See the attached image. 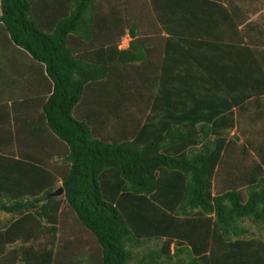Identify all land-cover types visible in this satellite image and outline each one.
<instances>
[{
  "label": "trees",
  "instance_id": "16d2710c",
  "mask_svg": "<svg viewBox=\"0 0 264 264\" xmlns=\"http://www.w3.org/2000/svg\"><path fill=\"white\" fill-rule=\"evenodd\" d=\"M35 1L0 0V27L48 84L37 111L28 108L22 117L23 139L0 138V213L7 214L0 220V264H264V241L238 238L239 221L264 224V140L242 143L245 170L225 172L226 150L235 142L226 139L222 122L200 128L215 136L206 142L197 126H185L184 133L169 114L150 109L133 138L123 125L113 137L105 99L96 127L97 95L112 93V65L141 51L135 40L117 47L126 29L134 35V19L116 14L109 42L94 47V27H85L83 18L98 0H73L70 15L49 32L34 19ZM176 1L150 0L163 27L180 14ZM205 1L193 6L199 10ZM76 34L85 45L79 57L70 47ZM123 86L119 78L120 92ZM5 124L9 131V119ZM216 181L221 187L214 189ZM59 187L60 198H46ZM62 205L69 214L61 213ZM66 220L71 231L61 241Z\"/></svg>",
  "mask_w": 264,
  "mask_h": 264
},
{
  "label": "crops",
  "instance_id": "0c3cea01",
  "mask_svg": "<svg viewBox=\"0 0 264 264\" xmlns=\"http://www.w3.org/2000/svg\"><path fill=\"white\" fill-rule=\"evenodd\" d=\"M181 1L174 4V11L180 14H174L176 17L166 27L155 16L150 0H127L126 4L98 0L87 10L83 20L85 27H94V47L100 41L105 45L109 42L107 29L118 25L120 15L116 14L122 11L128 13V18L131 14L135 32L132 35L126 29L117 47L130 48L135 40L141 50H133L134 58L127 62L115 64L114 68L112 65V93L108 97L97 95L96 127L103 119L105 99L111 105L107 118L113 137L120 133L119 125H123L127 137L133 138L150 109H155L158 116L169 114L184 133L185 126H197L196 133L206 142L213 141L215 136H203L200 128L211 129L222 122L227 127L226 139L235 142L226 150L223 170H245L247 161L241 144L248 147V140H264V93H258L264 88V78L257 68L259 65L264 71V0H207L201 2L199 10L193 6L194 0H185L184 4ZM217 3L227 9L231 19ZM72 6L73 0H36L32 11L37 23L49 32L54 22L70 15ZM112 11L115 17L110 14ZM70 42L75 57L84 53L77 54V50L85 48L77 34L71 36ZM248 76L253 81L248 83ZM119 78L124 82L121 92L117 87ZM47 89L38 64L14 46L0 27V125H4L0 126V138L11 135V140L23 139L22 117L28 108L37 111ZM114 131L118 134L114 135ZM201 144L195 149H201ZM251 153L255 155L253 150ZM219 186L216 181L214 189ZM242 187L245 186H239ZM238 238L264 241V224L249 218L239 221Z\"/></svg>",
  "mask_w": 264,
  "mask_h": 264
},
{
  "label": "rangeland",
  "instance_id": "374dc122",
  "mask_svg": "<svg viewBox=\"0 0 264 264\" xmlns=\"http://www.w3.org/2000/svg\"><path fill=\"white\" fill-rule=\"evenodd\" d=\"M63 152H66V151H63ZM64 156H66L64 153H63V155H60V158L61 157H64ZM53 160V159H52ZM51 164V161H49V165ZM59 169L57 170V172H58V174H59V176H61V174H62V171H64V169H63V167L62 166H59L58 167ZM60 188V187H59ZM58 189V188H57ZM56 189V190H57ZM55 190V191H56ZM62 196V194L61 195H58V196H55L56 198H60ZM61 213H67V214H69L70 212H68V210L65 208V206L64 205H62V207H61ZM5 215V216H4ZM5 217H7V214H2V213H0V220H3V218H5ZM63 223H64V228L65 229H63V234H62V232L58 235V238H59V240H61L62 241V239H63V236L64 235H66L67 234V232H69V231H71V230H69V228H71L70 226H69V223H68V220H66V221H63ZM74 230V229H73ZM71 256V255H70Z\"/></svg>",
  "mask_w": 264,
  "mask_h": 264
},
{
  "label": "water",
  "instance_id": "95a60500",
  "mask_svg": "<svg viewBox=\"0 0 264 264\" xmlns=\"http://www.w3.org/2000/svg\"><path fill=\"white\" fill-rule=\"evenodd\" d=\"M63 192H64L63 188L60 187L56 191L51 192L50 194H48L46 198H50V197H55V196L61 195Z\"/></svg>",
  "mask_w": 264,
  "mask_h": 264
}]
</instances>
